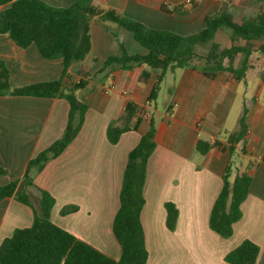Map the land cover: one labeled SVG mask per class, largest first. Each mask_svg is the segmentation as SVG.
Returning <instances> with one entry per match:
<instances>
[{
  "label": "crops",
  "instance_id": "1",
  "mask_svg": "<svg viewBox=\"0 0 264 264\" xmlns=\"http://www.w3.org/2000/svg\"><path fill=\"white\" fill-rule=\"evenodd\" d=\"M39 1L68 7L77 0ZM224 2L235 20L264 12V0ZM91 4L149 28L187 36L203 30L204 18L218 13L222 0H195L192 5L183 0H91ZM89 34V54L73 63L63 80L67 89L81 79L80 71L86 73L88 84L76 93L87 105L83 125L67 148L33 179L54 199L51 222L118 260L120 246L112 223L123 173L129 152L152 122L156 147L146 166L140 214L146 264H228L224 257L244 240L259 247L256 264H264V52L259 50L264 39L238 44L245 51L233 65L237 69L246 65L241 79L227 72L167 71L150 101V119L139 114L136 129L111 145L108 125L123 116L128 103L141 106L149 98L161 71L149 70L146 79L141 78L143 67L98 74L109 55H119L120 44L129 54L143 55L145 50L107 23L91 21ZM214 42L220 49L231 46L225 31L217 30ZM0 62L8 71L11 89L56 81L62 73L61 59H43L34 45L21 49L6 34H0ZM161 95L163 103L158 106L155 102ZM68 111V102L61 98L0 96V167L6 171L0 186L21 178L27 163L61 138ZM242 117L245 136L233 144L230 139L240 129ZM198 141L209 144L206 154L196 150ZM227 165L231 180L235 173H244L251 183L240 205L241 219L233 224L232 235L223 239L209 228V215ZM31 193L38 196L34 190ZM166 203L178 211L173 231L166 227ZM64 209L73 210L63 214ZM31 223L30 208L13 199L0 201V244L15 229Z\"/></svg>",
  "mask_w": 264,
  "mask_h": 264
},
{
  "label": "trees",
  "instance_id": "2",
  "mask_svg": "<svg viewBox=\"0 0 264 264\" xmlns=\"http://www.w3.org/2000/svg\"><path fill=\"white\" fill-rule=\"evenodd\" d=\"M226 5L222 0L219 12L204 18L202 31L183 36L149 28L112 9H99L91 4V0H77L68 7H52L39 0H0V34L8 35L21 49L34 45L43 59L62 61V73L58 80L17 89H11L8 71L0 62V96L61 98L69 104L67 124L61 138L31 159L21 178L0 186V201L13 199L32 211L31 225L15 229L12 235L0 244V264L147 263L148 252L140 214L145 203L143 186L146 166L156 147L152 122H149L146 133L129 152L123 173L119 208L112 223V233L120 246L118 260L104 255L52 223L50 212L54 199L33 183L34 177L45 165L57 158L77 137L84 122L87 105L77 98L76 93L86 88V73L80 71L81 79L67 89L63 87V80L71 65L83 61L89 54V27L93 20L123 30L145 50L143 55L129 54L120 44L119 55H109L98 74L106 72V76H109L113 71L143 67L141 78L146 79L150 75L149 70L161 71L147 99L149 101L156 98L164 74L175 69L201 71L205 75L227 72L241 79L246 65L239 69L233 65L235 57L245 51L238 44L264 39V12L251 18L235 20L226 10ZM219 29H224L229 34V48L220 49L214 42L215 33ZM199 45L208 46L203 56L196 52ZM259 50L264 52V44ZM139 113L140 106L128 103L123 116L108 125L106 137L111 145L117 144L122 134L136 129ZM134 120L135 123L131 127ZM245 129V119L242 117L240 129L230 142H240L245 136ZM209 148V144L203 141L196 144V150L202 155L206 154ZM262 160L264 161V155ZM231 174V167L227 165L222 175L221 191L209 215V228L223 239L232 235L233 224L241 219L240 205L247 197L251 183L250 177L244 173H235L232 180ZM5 175L6 171L0 167V176ZM31 190L38 196L32 195ZM165 209L166 227L173 231L178 211L169 203L165 204ZM72 210L64 209L62 213ZM258 255L259 247L249 240H244L224 257V261L228 264H256Z\"/></svg>",
  "mask_w": 264,
  "mask_h": 264
},
{
  "label": "built area",
  "instance_id": "3",
  "mask_svg": "<svg viewBox=\"0 0 264 264\" xmlns=\"http://www.w3.org/2000/svg\"><path fill=\"white\" fill-rule=\"evenodd\" d=\"M185 4L192 5L195 0H183ZM109 91V89H106V93ZM144 119L149 120L151 117V108H150V101L146 100L141 106H140V113H139Z\"/></svg>",
  "mask_w": 264,
  "mask_h": 264
},
{
  "label": "rangeland",
  "instance_id": "4",
  "mask_svg": "<svg viewBox=\"0 0 264 264\" xmlns=\"http://www.w3.org/2000/svg\"><path fill=\"white\" fill-rule=\"evenodd\" d=\"M219 30L226 32V30H224V29H219ZM219 37H220V35H219ZM219 40H220L219 38H215V42H220ZM207 49H208L207 45H199V46L196 47V52H197V54L203 56L206 53ZM162 97H163L162 95L159 96L158 99L155 102L158 106H161L162 103H163V98Z\"/></svg>",
  "mask_w": 264,
  "mask_h": 264
}]
</instances>
